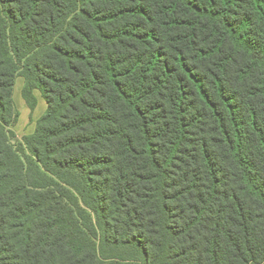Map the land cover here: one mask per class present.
Listing matches in <instances>:
<instances>
[{
	"label": "trees",
	"instance_id": "16d2710c",
	"mask_svg": "<svg viewBox=\"0 0 264 264\" xmlns=\"http://www.w3.org/2000/svg\"><path fill=\"white\" fill-rule=\"evenodd\" d=\"M0 264H264V0H0Z\"/></svg>",
	"mask_w": 264,
	"mask_h": 264
},
{
	"label": "rangeland",
	"instance_id": "374dc122",
	"mask_svg": "<svg viewBox=\"0 0 264 264\" xmlns=\"http://www.w3.org/2000/svg\"><path fill=\"white\" fill-rule=\"evenodd\" d=\"M23 84V78H18L14 90V103L18 112L20 113L18 123L13 127L15 138L12 142L15 145H18L20 142H22L25 135H30L34 132L37 120L45 113L47 109V104L41 93L36 91L35 95L38 99V106L34 113L31 112L22 97Z\"/></svg>",
	"mask_w": 264,
	"mask_h": 264
}]
</instances>
